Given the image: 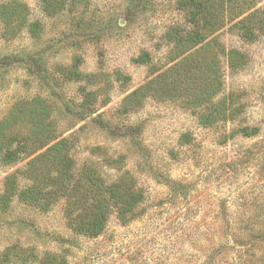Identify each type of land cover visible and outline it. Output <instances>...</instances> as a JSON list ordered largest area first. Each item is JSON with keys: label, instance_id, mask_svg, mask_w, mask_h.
I'll use <instances>...</instances> for the list:
<instances>
[{"label": "rangeland", "instance_id": "rangeland-1", "mask_svg": "<svg viewBox=\"0 0 264 264\" xmlns=\"http://www.w3.org/2000/svg\"><path fill=\"white\" fill-rule=\"evenodd\" d=\"M195 1L0 0V264H227L224 212L263 224L264 0ZM249 2L252 40L231 18ZM194 32L213 35L189 51ZM221 102L241 103L239 119L208 126ZM44 129L71 143L83 185L73 210L95 208L85 186L107 196L116 182L143 193L131 222L114 212L90 238L70 226L65 198L25 202L39 181L7 154L36 148ZM258 245L251 264H264Z\"/></svg>", "mask_w": 264, "mask_h": 264}, {"label": "trees", "instance_id": "trees-1", "mask_svg": "<svg viewBox=\"0 0 264 264\" xmlns=\"http://www.w3.org/2000/svg\"><path fill=\"white\" fill-rule=\"evenodd\" d=\"M192 3L196 5L197 2L192 0ZM256 6L257 3L249 2L240 8V10L231 11L232 28L240 26L241 29L244 30L242 34L243 38L252 40L256 36L255 32H252L247 26L252 18L256 16V12H258H252ZM223 12L217 18L215 24L219 29H222L224 25V23H221L219 26V22L223 21ZM211 35H213V33L210 35H205L200 32L192 33L189 36L192 44L188 50L190 51L200 44H203ZM218 108L215 116H204L203 121L205 124L212 126L219 122L236 121L240 117L243 105L241 103L232 105L221 102ZM236 131L245 138H255L260 134L259 128L250 126H241ZM38 143L39 145L36 148H30L29 146L23 148V150L21 148H15L7 154V157L12 160L9 163L15 164L21 160L29 159L28 165L32 166L35 178L39 181V185L35 181V183L25 191L26 203L30 201H40L41 197V208H43L49 207L45 205H49L57 198H65L67 200L65 216L70 226L78 234L90 238H98L104 234L109 219L114 212L123 225H127L128 222H131L136 217L134 207L143 201V193L136 191L128 192L127 190L120 191L116 182L106 187L107 196H103V194L100 193L99 190L101 189L99 187L85 186L84 192L85 196L87 195L86 198L93 199L96 206L91 211H74L71 205L76 201L78 189L83 185L80 184V179L74 181V160L70 155L71 143L69 139H60V135H53L49 129H44L41 131ZM36 154L37 156H35ZM38 173L41 174L39 177L37 176ZM40 184L41 193L36 189L40 188ZM168 185L171 187V193L175 197L181 195L186 197L189 191L187 186L177 181H171ZM261 214L263 217V224L254 222L259 219L260 216L247 212L239 213L235 221L230 223L227 213L224 212L225 224L227 227V233L226 236H224L226 239L225 243L230 250H235L233 254L234 258L228 261L227 264H251L254 249L259 246L258 244H264V211H261ZM240 224H244L242 229L238 227ZM233 225L238 226L236 227ZM224 249L227 250L226 248ZM49 256V254L45 255L43 264H68L66 258H62L61 262L58 263L56 260L52 262V260H50L52 258Z\"/></svg>", "mask_w": 264, "mask_h": 264}]
</instances>
